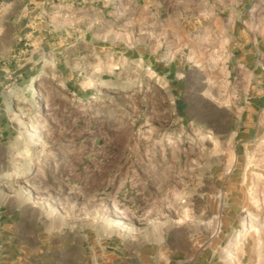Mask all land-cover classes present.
<instances>
[{
    "label": "rangeland",
    "instance_id": "374dc122",
    "mask_svg": "<svg viewBox=\"0 0 264 264\" xmlns=\"http://www.w3.org/2000/svg\"><path fill=\"white\" fill-rule=\"evenodd\" d=\"M263 9L0 0V264H264Z\"/></svg>",
    "mask_w": 264,
    "mask_h": 264
},
{
    "label": "crops",
    "instance_id": "0c3cea01",
    "mask_svg": "<svg viewBox=\"0 0 264 264\" xmlns=\"http://www.w3.org/2000/svg\"><path fill=\"white\" fill-rule=\"evenodd\" d=\"M263 3V2H262ZM263 5V4H262ZM259 18L264 21V9L260 12ZM255 42L254 44L251 41L246 40L243 47L244 53H253V52H260L264 54V30L262 31H255ZM3 216L0 215V221L3 223Z\"/></svg>",
    "mask_w": 264,
    "mask_h": 264
},
{
    "label": "bare ground",
    "instance_id": "6f19581e",
    "mask_svg": "<svg viewBox=\"0 0 264 264\" xmlns=\"http://www.w3.org/2000/svg\"><path fill=\"white\" fill-rule=\"evenodd\" d=\"M262 2V1H261ZM261 7V6H260ZM213 59H215V58H213Z\"/></svg>",
    "mask_w": 264,
    "mask_h": 264
}]
</instances>
